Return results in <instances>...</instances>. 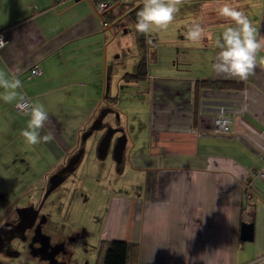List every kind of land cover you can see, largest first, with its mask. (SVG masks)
Masks as SVG:
<instances>
[{"label": "crops", "instance_id": "crops-1", "mask_svg": "<svg viewBox=\"0 0 264 264\" xmlns=\"http://www.w3.org/2000/svg\"><path fill=\"white\" fill-rule=\"evenodd\" d=\"M229 2L264 35V0ZM223 3L201 5V14L183 25L187 31L198 21L205 36L184 45L193 50L172 60L175 70L151 67L157 57L147 37L146 74L127 79L142 53L132 23L117 9L114 22L103 25L89 0H0V31L8 42L0 48V69L19 76L29 100L45 104L44 131L55 136L50 144L28 146L20 133L29 117L0 101V223L41 197L48 177L80 148L81 133L102 107L113 105L112 92L123 82L135 88L138 105H146L147 137L132 138L133 147L124 150L128 165L117 167L127 177L110 196L99 241L135 242L133 264H264V179L258 175L264 169V67L240 88L194 92L195 79H226L211 69L215 41L231 23L217 14ZM115 21L120 27L108 33ZM124 21L130 29L123 34ZM122 44L133 50L130 56H120ZM34 64L40 72L32 75ZM220 107L230 117L228 132L214 126ZM135 176L142 180L135 183ZM242 222L253 223L250 240L240 238Z\"/></svg>", "mask_w": 264, "mask_h": 264}, {"label": "rangeland", "instance_id": "rangeland-1", "mask_svg": "<svg viewBox=\"0 0 264 264\" xmlns=\"http://www.w3.org/2000/svg\"><path fill=\"white\" fill-rule=\"evenodd\" d=\"M120 1L142 4V0ZM212 1L187 0L167 30H155L146 35L150 41L152 40L151 46L157 57L151 64L152 68L161 72H166L168 68L176 69L172 60L178 62L183 51L193 50V48H185V44L180 41L181 35L186 32L183 25L197 18L196 14H201L202 10H196V8H200L201 5L210 7L208 3ZM123 23L125 24L124 31L122 30L124 34L130 29V25L126 21ZM115 26L120 27L118 24L111 25L108 33L114 31ZM129 36L132 37L133 34ZM121 46L123 49V52L119 53L121 57L132 54L133 50L129 46L123 44ZM135 91L133 86L122 82L119 89L112 92L113 96H117L112 105L117 108L115 110L117 115L116 112H108L103 118L104 127L94 130L84 141H79L78 146L83 148V153L78 165L41 201L39 209L41 230L48 240L49 254H32L33 246L29 245L32 237L27 232L26 239L13 241L14 249L18 254L10 257L1 255L0 264H96L98 236L105 209L111 194L121 188V182L125 181L124 177H127L125 170L122 171L123 176L118 173L119 168L123 166L125 169L128 165V161L124 158L120 167H117L118 163L113 158V144L118 133L112 136L103 158L97 155V144L107 126L123 128L126 133L128 131L131 134L132 137L127 139L126 152L133 147L132 138H137V141L141 142L146 141V105H138ZM140 180L142 177L141 179L134 177L135 183ZM124 187L127 188L129 185ZM42 195L43 193L41 197Z\"/></svg>", "mask_w": 264, "mask_h": 264}, {"label": "clouds", "instance_id": "clouds-1", "mask_svg": "<svg viewBox=\"0 0 264 264\" xmlns=\"http://www.w3.org/2000/svg\"><path fill=\"white\" fill-rule=\"evenodd\" d=\"M187 0H142V7L136 13L135 30L149 35L155 30H167ZM217 14L230 21L215 41L218 49L211 64L212 71L226 79L246 81L255 74L258 66L264 67V35L244 11L234 7L229 0L217 9ZM185 46L203 41L205 28L193 21L185 32ZM151 42V41H149ZM0 35V48L7 46ZM19 71V70H18ZM23 85L18 75H10L0 69V101L15 103V107L28 116L27 126L21 130V137L31 147L50 144L55 140L51 131L45 132L49 122V111L39 100H29L21 91ZM2 226V225H0Z\"/></svg>", "mask_w": 264, "mask_h": 264}, {"label": "water", "instance_id": "water-1", "mask_svg": "<svg viewBox=\"0 0 264 264\" xmlns=\"http://www.w3.org/2000/svg\"><path fill=\"white\" fill-rule=\"evenodd\" d=\"M109 9L101 13L97 12V14L100 18H102L103 15L109 11ZM108 112H116L117 115V111H115L114 107L106 104L100 109L99 113L90 123V125L81 133V141H84L87 137H89L94 130L104 127L103 118ZM117 132H120V134L117 135L113 144V158L117 163H121L128 138L123 128H116L112 126H107L105 128L97 144V155L99 158L105 157L111 142V138ZM82 153V147L77 149L72 155H70V157H68L64 165H62L58 170L53 172L48 177V184L44 189L41 201L65 179L68 173L72 172L76 168L77 163L81 159ZM40 207L41 204H39L38 207H34L32 204L19 207L16 209L18 216L17 222L12 223L5 221L0 224L2 225L0 226V252L4 251L8 256L18 254L16 250L8 247V240L13 237H18L21 240L26 239L25 230L33 225ZM252 228V222H242L240 227V238L243 240H250L252 238ZM1 243H3L2 246ZM31 253L38 254L41 252L38 250L33 251L31 249Z\"/></svg>", "mask_w": 264, "mask_h": 264}, {"label": "trees", "instance_id": "trees-1", "mask_svg": "<svg viewBox=\"0 0 264 264\" xmlns=\"http://www.w3.org/2000/svg\"><path fill=\"white\" fill-rule=\"evenodd\" d=\"M55 1V0H54ZM102 1V0H95ZM110 1V9L106 12L101 21L105 22V25L111 24L115 20L114 9L123 14L124 18L131 22L134 28V35L136 44L138 45L142 55L138 61V65L133 73L127 72L123 77L130 78H142L146 74V60L144 56L145 47L148 44L147 37L144 34H140L135 30L136 13L142 7V4H129L120 0H107ZM115 4V6H113ZM113 6V7H112ZM120 14V15H121ZM119 21H115L118 24ZM1 33V31H0ZM3 34V33H2ZM32 68V67H31ZM32 74V73H31ZM34 75V74H32ZM243 85L241 81L228 80V79H214V78H198L194 80V92L195 95L199 93L202 88H240ZM105 98L110 96L105 95ZM114 98V97H113ZM82 142V141H81ZM135 242H129L121 239H101L98 246V259L96 264H133L135 255Z\"/></svg>", "mask_w": 264, "mask_h": 264}, {"label": "flooded vegetation", "instance_id": "flooded-vegetation-1", "mask_svg": "<svg viewBox=\"0 0 264 264\" xmlns=\"http://www.w3.org/2000/svg\"><path fill=\"white\" fill-rule=\"evenodd\" d=\"M107 104H109V103H107ZM117 133L120 134V132H117ZM39 204H42L41 198L37 202L32 203V205H34V207H38ZM6 221H9V222H12V223L17 222L18 221L17 213H16V215L14 217H12L11 219L6 220ZM40 222H41L40 221V213H39V210H38V213H37V216H36V219H35L33 225L30 228H28V229L25 230V236L27 235V232H29L30 237H32L30 239L31 242L29 243V245H31V247L33 246L32 247V250L33 251L34 250H38L41 253L47 255V254H49L48 253V250H50V249L47 248L48 247V240L45 237V235H43V233H42L41 223ZM2 223H0V224H2ZM14 240H20V241H22L18 237H13V238L9 239L8 240V247L11 248V249H14V244H13V241ZM33 240H36V241H33ZM2 244L3 243H1V246H2ZM1 253L4 254L5 252L4 251H1Z\"/></svg>", "mask_w": 264, "mask_h": 264}, {"label": "built area", "instance_id": "built-area-1", "mask_svg": "<svg viewBox=\"0 0 264 264\" xmlns=\"http://www.w3.org/2000/svg\"><path fill=\"white\" fill-rule=\"evenodd\" d=\"M89 1L90 3H92L94 10L99 13L109 9L111 5L110 1L107 0H102V1L89 0ZM102 24L105 25V22L102 21ZM0 35H2L4 38V35L2 33H0ZM39 72H40L39 66L37 64H34L31 68V73L38 74ZM213 122L215 129L219 132H228L230 130V117L225 113L223 107H220L218 109ZM258 175H260L262 179H264V169L259 170Z\"/></svg>", "mask_w": 264, "mask_h": 264}]
</instances>
